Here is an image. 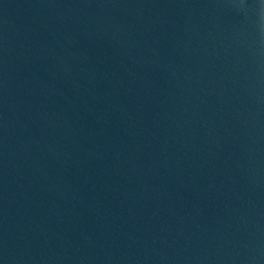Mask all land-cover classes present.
<instances>
[{"label":"water","instance_id":"95a60500","mask_svg":"<svg viewBox=\"0 0 264 264\" xmlns=\"http://www.w3.org/2000/svg\"><path fill=\"white\" fill-rule=\"evenodd\" d=\"M0 264H264V0H0Z\"/></svg>","mask_w":264,"mask_h":264}]
</instances>
